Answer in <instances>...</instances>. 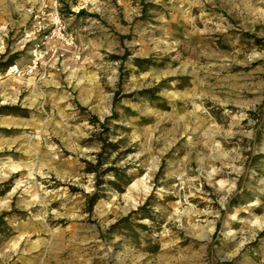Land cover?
<instances>
[{"label": "rangeland", "instance_id": "rangeland-1", "mask_svg": "<svg viewBox=\"0 0 264 264\" xmlns=\"http://www.w3.org/2000/svg\"><path fill=\"white\" fill-rule=\"evenodd\" d=\"M3 55L0 264H264V0H0Z\"/></svg>", "mask_w": 264, "mask_h": 264}, {"label": "trees", "instance_id": "trees-1", "mask_svg": "<svg viewBox=\"0 0 264 264\" xmlns=\"http://www.w3.org/2000/svg\"><path fill=\"white\" fill-rule=\"evenodd\" d=\"M17 58H18V55H12V56L8 57L7 60H6V56L3 55L1 57V59H0V72L1 71H5L8 68L12 67L15 64V61H16ZM114 148H116V147H113V149ZM104 151H105V148H104ZM102 156H103L102 153L98 154L99 158L102 157ZM92 172H96V168H93ZM89 198H90V201H91L90 210H92L91 208L93 207V205H95L100 200L99 193L95 192ZM3 218H4V215H1L0 216V224L2 223ZM2 232H3V229H1V226H0V233H2Z\"/></svg>", "mask_w": 264, "mask_h": 264}, {"label": "built area", "instance_id": "built-area-1", "mask_svg": "<svg viewBox=\"0 0 264 264\" xmlns=\"http://www.w3.org/2000/svg\"><path fill=\"white\" fill-rule=\"evenodd\" d=\"M61 24H62L61 17L59 15V13H56L55 25L57 26V25H61ZM70 44L74 45V40L73 39L70 40ZM37 66H38V62L36 61L35 64L29 69V73H33L34 70L37 68Z\"/></svg>", "mask_w": 264, "mask_h": 264}, {"label": "bare ground", "instance_id": "bare-ground-1", "mask_svg": "<svg viewBox=\"0 0 264 264\" xmlns=\"http://www.w3.org/2000/svg\"><path fill=\"white\" fill-rule=\"evenodd\" d=\"M15 70H16V66L12 67L11 70H10V72H9V75H10L13 71H15ZM137 187H138V182H134V183L130 186V188H131L132 190H133V189H136ZM143 188H144V191L149 190V187H147V186H144ZM133 202H134L135 205L137 204L136 201H133Z\"/></svg>", "mask_w": 264, "mask_h": 264}]
</instances>
